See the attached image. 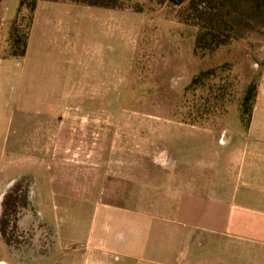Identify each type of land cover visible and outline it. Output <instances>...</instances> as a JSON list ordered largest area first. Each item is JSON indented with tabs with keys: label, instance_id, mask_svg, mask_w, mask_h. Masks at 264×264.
Masks as SVG:
<instances>
[{
	"label": "rangeland",
	"instance_id": "obj_1",
	"mask_svg": "<svg viewBox=\"0 0 264 264\" xmlns=\"http://www.w3.org/2000/svg\"><path fill=\"white\" fill-rule=\"evenodd\" d=\"M119 2L125 6L119 9V17L112 14L95 33L111 38L110 50L104 46L106 75L99 74L120 77L112 85V89L120 90V96H93L98 86L92 82L84 46L94 33L89 32L87 24L75 23L74 56L59 55L64 46L60 44L57 51L59 42L42 39L41 27L32 32L33 46L46 63L49 92L75 85V108L80 110H75V130L65 132L66 138L75 137V145H65L63 156L66 164H75V176L66 175L60 163L47 168L42 180L33 183L34 204L29 180L23 179L11 188L4 198L0 229L13 252L83 250L86 246L80 240L89 234L118 237L127 232L132 242L118 248L117 253H134V229L129 222L134 214L151 213L140 205L156 200L157 194L151 197L150 193L153 180L159 179L158 201H164L175 173L201 175L209 168L206 165H211L213 150L245 138L264 140V35L250 34L213 54L194 55L196 29L178 21V7L169 0ZM18 6L19 0H5L3 11L0 9V57L7 55L10 23ZM88 8L75 3V9ZM29 16L25 11L19 19L25 29ZM73 60L75 79L79 78L76 82L71 79ZM208 69L216 70L213 77L201 87L186 90L192 77ZM250 84L255 85L256 95L249 125L244 128L239 106ZM55 100L49 97L48 104ZM79 138L106 139L111 164L106 172V179H110L107 188L105 182L93 184L88 178L93 173L99 180L104 178L103 162L98 160V151L104 145L78 144ZM228 148L231 152L240 149ZM92 153L97 154L93 156L95 161L89 159ZM176 178L174 185L182 184L181 175ZM157 212L160 218L166 217L165 211ZM139 235L141 253H153L152 234L144 231ZM114 258L119 264V255ZM54 262L48 259L46 264Z\"/></svg>",
	"mask_w": 264,
	"mask_h": 264
},
{
	"label": "crops",
	"instance_id": "obj_2",
	"mask_svg": "<svg viewBox=\"0 0 264 264\" xmlns=\"http://www.w3.org/2000/svg\"><path fill=\"white\" fill-rule=\"evenodd\" d=\"M119 12V9L96 7L75 9L71 0H39L25 57H0V220L4 198L17 182L30 181L34 204L33 183L42 180L47 168L60 163L66 175L75 176V164L68 165L63 161L64 146L75 145V137H65V132L75 130V110H80L75 108V85L49 92L46 63L33 46L32 32L41 27L42 39L59 42L57 51L60 44L64 46L66 52L60 50L59 55L74 56L75 23L87 24L89 32L94 33L83 49L88 70L93 74L92 82L98 86L93 90V96L110 99L120 96V90L112 89L113 82L118 83L120 77L111 79L99 74L106 70L108 58L104 46L110 50L111 38L95 31L102 28L112 14H117L118 18ZM78 47L81 49L80 44ZM72 65L71 79L76 82L79 78L75 79L74 60ZM49 97L56 98L55 102L48 104ZM81 142L104 145L105 148L98 151V160L103 162L105 170L104 178L99 180L94 173L88 178L93 184L105 182L107 188L106 182L110 179H106V172L111 164L109 148L106 153V139L79 138L78 144ZM231 146L240 149L231 152L228 148ZM92 154L89 159L97 155ZM210 161L211 165H206L209 168L201 175L178 173L175 176V173L168 182L169 194L164 201H158L159 179L152 181L151 197L157 194V198L140 205V209L151 213L134 214V220L129 222L134 229V253H117L118 248L132 242L127 232L118 237L89 234L80 240L86 246L83 250L18 253L11 250L0 229V251L3 252L0 253V264H46L48 259H54V264H117L113 261L117 255L121 258L119 264H264V140L245 138L213 150ZM178 175L182 177V184L175 186L174 179L177 180ZM159 210L166 212L165 218L154 213ZM139 218L143 222L140 223ZM149 220L155 221L156 225L150 224ZM19 224H24L22 219ZM160 224L162 228H159ZM102 229L108 233L104 226ZM144 231L153 236V253H141L143 243L139 234Z\"/></svg>",
	"mask_w": 264,
	"mask_h": 264
},
{
	"label": "trees",
	"instance_id": "obj_3",
	"mask_svg": "<svg viewBox=\"0 0 264 264\" xmlns=\"http://www.w3.org/2000/svg\"><path fill=\"white\" fill-rule=\"evenodd\" d=\"M3 0H0V7ZM39 0H19L16 17L9 28V49L3 58L22 59L27 52V44L33 15ZM62 2L64 0H47ZM73 3L103 9H123L119 0H71ZM178 7L177 19L180 23L196 29L193 54H213L219 48L250 34L264 35V0H169ZM1 9V8H0ZM29 13V23L23 28L19 22L23 12ZM1 24V16H0ZM215 69L200 71L192 77L186 90H194L215 75ZM256 87H246L240 106L239 119L244 128L250 122Z\"/></svg>",
	"mask_w": 264,
	"mask_h": 264
}]
</instances>
